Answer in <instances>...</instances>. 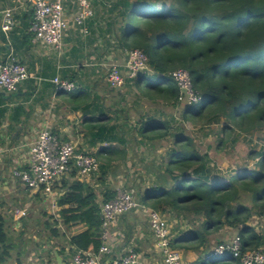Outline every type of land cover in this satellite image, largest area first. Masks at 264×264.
<instances>
[{"label": "trees", "instance_id": "1", "mask_svg": "<svg viewBox=\"0 0 264 264\" xmlns=\"http://www.w3.org/2000/svg\"><path fill=\"white\" fill-rule=\"evenodd\" d=\"M116 6L120 7V47L140 50L147 58V69L128 80L132 89L142 96L154 94L165 102L180 104L179 88L169 75L184 69L201 98L199 105H184L185 120L206 124L224 120L223 131L250 132L264 125V0H163L160 4L159 0H121ZM107 87L110 92L117 90ZM69 96L73 102L90 99V93L83 91L70 92ZM99 98H94L97 116L84 121L87 140L92 145L123 144L119 133L123 124L103 118L107 109ZM169 129V123L161 119H139L138 131L145 139L151 138L149 134L162 138ZM172 139L176 148L170 152L166 173L178 183L154 187L137 197L157 211L202 217L199 225L181 233L172 244L202 250L205 255L194 264H240L232 257L219 261L209 257L211 251L205 246L211 234L226 227L237 230L243 251L262 244L260 235L247 223L253 215L264 217V154L258 171L244 169L226 178H212L207 156L190 146L188 136L179 133ZM115 152L125 154L117 147H108L95 156ZM63 184V194L57 200L63 225L80 223L86 227L70 237L69 246L74 251H98L102 223L97 194L78 181L69 187L65 181ZM114 194L105 193L103 200ZM10 250V237L0 214L1 264Z\"/></svg>", "mask_w": 264, "mask_h": 264}, {"label": "crops", "instance_id": "2", "mask_svg": "<svg viewBox=\"0 0 264 264\" xmlns=\"http://www.w3.org/2000/svg\"><path fill=\"white\" fill-rule=\"evenodd\" d=\"M119 2L91 0L94 16L86 22L87 31L83 32L72 21L76 11L75 5L71 0H66L64 9L68 29L62 41V48L54 50L41 47L34 40L31 31L32 10L28 0H0V25L3 13L8 9L13 11L16 21L13 30L7 34L0 27V63L12 54L26 66L29 74V78L20 85L15 94L6 96L0 93V214L5 222L6 232H13V236L8 234L11 250L3 264H31L34 258L46 264H68L75 253L68 240L86 230L83 224L77 223L63 225L65 228L62 227L64 229L62 234L59 231L52 234L55 227H49L47 219L43 218V230L44 228L50 230L52 235L40 238L36 233L31 234V229L26 227L25 213L32 202L31 198L40 202L44 200L40 193L24 187L20 179L13 175V169L16 165L26 167L29 146L43 127H48L61 141L73 142L77 149L81 146L95 152L90 153L94 156L101 149L110 146L122 149L120 143L90 144L84 127L86 119L97 116L93 112L96 100L94 98L101 97L99 102L102 101L105 105L101 89L103 82H106L108 66L112 63L123 64L127 57V50L121 48L117 41L120 7L116 5ZM55 77L73 82L76 86L75 92H88L90 99L80 102L69 101V92H55L52 83ZM104 113L106 115L103 118H110L109 113L105 111ZM83 152H86L85 149ZM70 177L71 175L65 178L67 184ZM74 180L78 181L76 177ZM90 180L81 183L95 191L99 185L93 184ZM161 180L163 183L159 185L164 187L166 180L163 178ZM13 181L16 182V186L13 185ZM61 185L64 186L63 181ZM6 191L10 201L19 200L18 203L22 206L9 211V205H6L7 198L1 197ZM137 196L139 197V194ZM140 202L143 204V200ZM137 213L141 212H130L117 220L115 231L120 242L117 241L118 245L113 249V257L123 255L128 247L133 246L140 254V264H153V261H149L153 258V253L159 257L154 238L147 218L141 213L140 218H144L145 222L143 224L134 217ZM8 222L11 225L10 229ZM190 229L192 228L187 227L185 231ZM34 230L37 231L39 228L36 227ZM32 248L35 251L32 252Z\"/></svg>", "mask_w": 264, "mask_h": 264}, {"label": "built area", "instance_id": "3", "mask_svg": "<svg viewBox=\"0 0 264 264\" xmlns=\"http://www.w3.org/2000/svg\"><path fill=\"white\" fill-rule=\"evenodd\" d=\"M32 10L31 31L34 40L44 48L60 50L68 29L65 19L64 4L66 0H28ZM76 7L73 24L86 32V22L94 16L91 0H71ZM13 11H4L1 30L9 33L15 26ZM125 69L130 78L147 69L145 54L137 49L127 51ZM179 88L178 102L186 105H199L201 98L194 91L189 72L177 69L169 75ZM29 78L25 65L12 54L0 63V93L10 96L15 94L20 85ZM107 85L112 89H120L124 85V76L118 64H110L106 77ZM55 92H73V82L55 77L52 80ZM26 167L15 166L13 175L20 179L24 187L40 193L50 211H59L58 198L63 192H56L62 179L72 172L78 182L88 181L100 170L98 159L87 152L79 151L70 141H61L48 127H43L35 141L29 146ZM130 212H141L147 218L149 229L154 238L155 249L160 261L153 264H186L182 254L173 247L171 225L160 211L143 205L133 189H117L114 196L100 204L101 246L98 251L88 249L75 251L68 264H140V254L133 246L128 247L123 255L113 257V249L118 245V234L115 231L117 220ZM120 242V241H119ZM209 257L224 260L232 257L240 264H264V252L261 250L243 251L242 239L239 235L218 243L211 249ZM31 264H46L34 258Z\"/></svg>", "mask_w": 264, "mask_h": 264}, {"label": "rangeland", "instance_id": "4", "mask_svg": "<svg viewBox=\"0 0 264 264\" xmlns=\"http://www.w3.org/2000/svg\"><path fill=\"white\" fill-rule=\"evenodd\" d=\"M160 2H163V0H159V4ZM126 61L127 58L123 64H119L125 80L124 85L120 89L110 92L107 82L104 81L101 89L102 94L106 96L104 98L105 108L107 109L106 112L110 114L112 123L118 124V126L123 124L119 133L123 137L124 143H120L122 149L119 151L123 150L125 154L115 152L104 156H96L100 163V170L96 175L91 177L90 182L99 185V187L95 188V191L93 190L98 196L99 203L104 201L105 193H115L120 188L126 190L133 189L134 193H139L141 197L145 191L160 186L159 184L163 183L162 178L166 180L164 187L175 186L178 181L173 182L168 178L166 168L167 162L170 159V152L176 148L172 136L175 134L179 135V133L188 136L191 140L190 146L200 154L207 156L213 173L212 178H226L228 175L234 172H241L244 169L251 171L260 170L261 155L264 154V125L250 132H239L233 129L223 131L224 120L217 124H206L205 121L185 120L182 114L185 104L165 102L154 94H150L147 97L142 96L136 89H132L128 80L136 76L132 78L128 76L125 69ZM72 95H75V93H72ZM141 116L146 119L151 117L168 122L170 129L167 135L162 138L156 137L158 134H149L151 137L149 139L142 137L138 131ZM78 148L80 151L85 149L88 153H95L86 150L85 147L80 146ZM74 178V176H71L67 180L68 187L76 182ZM62 181H66L65 178ZM12 183L16 186L15 181ZM63 190L62 185L56 188L57 193ZM1 197L7 198L6 202L8 201V203L6 205H9V211H13L17 206H22V204L18 203L19 200L14 201L12 199L10 201L8 191L3 192ZM31 199L32 202L25 213L26 227L31 229L30 233H36L40 238H44L46 235L47 237L51 236L50 230L47 231L48 229L45 228V231L43 230L42 224L44 223L42 220L45 218L48 221L49 227H55L53 229L62 234V230L65 227L63 226L59 211L55 214H43L42 211H50L49 206L33 197ZM42 199L44 200V197ZM244 203L249 204V201L246 200ZM160 211L171 225L173 240L183 233L187 227L195 228L202 221L201 216H176L171 213L172 211ZM140 215L141 213H137L134 217L144 224V218H140L142 216ZM247 225L253 228L262 239V244L255 250L264 252V217L253 215ZM36 227L39 230H34ZM10 228L11 225L8 222V229ZM8 234L13 236V232L11 231ZM236 235H238L237 230L228 227L223 228L208 237L209 239L205 246L206 250L211 251L218 243L229 240ZM174 248L182 254L186 264L199 262L201 261L200 257L205 255L202 253V250H199L200 252L185 250L179 245H174ZM33 251L35 249L32 248ZM149 261L158 263L160 259L153 253V258Z\"/></svg>", "mask_w": 264, "mask_h": 264}]
</instances>
